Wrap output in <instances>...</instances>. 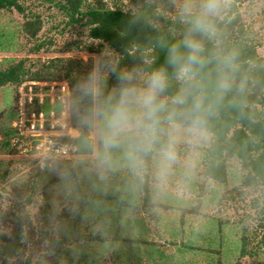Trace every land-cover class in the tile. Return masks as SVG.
<instances>
[{
  "label": "rangeland",
  "instance_id": "obj_1",
  "mask_svg": "<svg viewBox=\"0 0 264 264\" xmlns=\"http://www.w3.org/2000/svg\"><path fill=\"white\" fill-rule=\"evenodd\" d=\"M86 1L93 6L101 1L107 8L134 11L123 0ZM19 5L21 12H0V70L24 61L30 77L57 58L92 64L95 54L105 48L88 38L87 27L68 24L59 10L36 0H20ZM236 10L264 60V0H245ZM27 20L40 28L34 38L24 33ZM85 46L95 49V53L75 49ZM23 84L0 88V245L1 237L13 238L19 219L23 225L20 256L9 264L264 263V249H255L264 222V189L241 188L237 163L229 170L227 188L205 179L202 154L210 141L208 134L195 146H179L178 163L164 185H157L150 169L140 187L146 185L147 194L142 191L136 195L138 198H128L127 171L117 170L105 183L96 184L91 170L93 154L83 147L76 158L56 162L45 172L9 155L2 135L8 133L18 88ZM54 168H70V189L63 186ZM118 197L127 208L123 214L119 211L121 217L115 222ZM243 235L250 240L248 248L256 251L252 258H239ZM137 239L141 241L135 245ZM184 245L193 250H217V256L215 260L189 254L177 256L178 247ZM157 256L160 258L156 260Z\"/></svg>",
  "mask_w": 264,
  "mask_h": 264
},
{
  "label": "clouds",
  "instance_id": "obj_2",
  "mask_svg": "<svg viewBox=\"0 0 264 264\" xmlns=\"http://www.w3.org/2000/svg\"><path fill=\"white\" fill-rule=\"evenodd\" d=\"M174 7L179 29L159 36L150 49L163 53L162 62L147 55L121 67L116 53L102 48L61 98L83 149L93 154L96 184L123 169L135 195L151 169L157 185H164L178 163L179 146L205 139L209 120L248 89L240 52L226 43L221 24L228 0H176ZM141 17L146 19L137 11L135 18ZM53 170L70 189V171Z\"/></svg>",
  "mask_w": 264,
  "mask_h": 264
},
{
  "label": "trees",
  "instance_id": "obj_3",
  "mask_svg": "<svg viewBox=\"0 0 264 264\" xmlns=\"http://www.w3.org/2000/svg\"><path fill=\"white\" fill-rule=\"evenodd\" d=\"M19 1L0 0V12L11 10L21 12ZM36 1L59 10L68 19V24H80L87 27L88 38L100 45L110 47L119 58L121 67H131L139 63L142 56L147 55H157L159 57L157 63L162 62V52L159 50L150 51L153 41L159 36H170L173 31L179 29L175 20L174 4L176 0H123L133 6L134 11H124L116 6L107 8L101 1H98L95 6L87 4L86 0ZM243 1L245 0H231L221 24L226 36V43L236 47L240 52L241 63L249 76V86L242 98H239L236 103L226 102L209 120L207 134L210 136V141L208 147L203 150L202 157L205 165V179L214 181L221 188L228 187L229 170L234 163H237L242 175L240 176L241 188L260 186L264 189V60L258 55L249 32L237 14L236 6ZM137 11L143 12L146 19L143 17L136 19ZM23 28L24 33L30 38L36 37L40 29L35 27L31 20H27ZM75 49L77 52L95 53V49L89 46L76 47ZM68 51H72L71 48ZM25 65L24 61H20L1 69L0 88L18 86L25 81L52 83L63 80L70 89L79 76L91 67L89 61L57 58L41 66L37 72L28 77L29 70ZM16 109L17 95L8 133L6 136L2 135V141L8 148L10 156L16 155L10 146V140L15 136L12 122L17 116ZM71 121L72 126L80 133L72 118ZM73 142L77 145L80 155L82 152L80 137ZM50 169L39 172L50 171ZM2 179L5 180L6 176H3ZM147 190L145 185L135 195L125 194V197L138 198L136 196L138 193L140 195L143 191L146 195ZM95 200L102 201L100 197H95ZM103 201L107 203V199H103ZM115 202V205L118 206L115 210L118 211L116 222L121 217L119 211L122 210L121 214H123L127 204L121 202L120 197L115 199ZM22 227V221L19 219L13 238L1 237L0 264H9V261L20 256V250L23 247L20 242V237L23 234ZM260 228L261 233L256 237L255 249H264V222ZM219 238L221 239L220 234ZM107 240L112 243L115 241L114 239ZM139 241L141 240H134L135 245ZM249 244L250 240L243 235L240 240V259L252 258L253 255H256V251L253 252L248 248ZM173 245L175 246V244ZM142 246H146V244L143 243ZM146 247L150 248L148 245ZM193 249L188 245L180 246L177 249V256L189 254L209 257V260H215L217 256V250L214 252L215 250L199 249V247H196V250ZM150 252L153 254L151 248ZM157 257L156 260L163 256Z\"/></svg>",
  "mask_w": 264,
  "mask_h": 264
},
{
  "label": "built area",
  "instance_id": "obj_4",
  "mask_svg": "<svg viewBox=\"0 0 264 264\" xmlns=\"http://www.w3.org/2000/svg\"><path fill=\"white\" fill-rule=\"evenodd\" d=\"M68 90L64 82H27L18 88L17 116L12 122L15 136L10 146L15 158L29 162L37 171L79 156L73 141L80 133L61 104Z\"/></svg>",
  "mask_w": 264,
  "mask_h": 264
}]
</instances>
